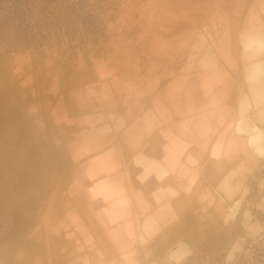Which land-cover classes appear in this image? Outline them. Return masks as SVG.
Returning <instances> with one entry per match:
<instances>
[{"label": "clouds", "instance_id": "1", "mask_svg": "<svg viewBox=\"0 0 264 264\" xmlns=\"http://www.w3.org/2000/svg\"><path fill=\"white\" fill-rule=\"evenodd\" d=\"M87 46L21 84L51 162L0 186V264H264V0H125Z\"/></svg>", "mask_w": 264, "mask_h": 264}, {"label": "bare ground", "instance_id": "2", "mask_svg": "<svg viewBox=\"0 0 264 264\" xmlns=\"http://www.w3.org/2000/svg\"><path fill=\"white\" fill-rule=\"evenodd\" d=\"M124 2L0 0V186L13 181L24 187L39 180L49 165L20 115L21 93L27 91L22 82L31 78L39 85L50 58L68 86L92 78L94 71L80 68L75 54L79 49L85 60L92 55L87 44L100 32L101 20H115ZM136 32L134 26L126 35L133 39ZM70 51L72 56L67 55ZM91 206L96 214L102 204ZM8 210L6 198L0 196V218H6Z\"/></svg>", "mask_w": 264, "mask_h": 264}, {"label": "rangeland", "instance_id": "3", "mask_svg": "<svg viewBox=\"0 0 264 264\" xmlns=\"http://www.w3.org/2000/svg\"><path fill=\"white\" fill-rule=\"evenodd\" d=\"M48 160H49V165H50L51 161L49 158ZM81 205L76 206V211L80 215L81 221L84 223L85 227L88 229L89 234L94 236V238H96L99 241L100 240L99 237L101 236L100 231L102 229L100 228L99 223L95 218L96 214H93L94 211L92 210L91 205H88V204L87 205L81 204Z\"/></svg>", "mask_w": 264, "mask_h": 264}, {"label": "crops", "instance_id": "4", "mask_svg": "<svg viewBox=\"0 0 264 264\" xmlns=\"http://www.w3.org/2000/svg\"><path fill=\"white\" fill-rule=\"evenodd\" d=\"M102 231V233H103V230H101Z\"/></svg>", "mask_w": 264, "mask_h": 264}]
</instances>
